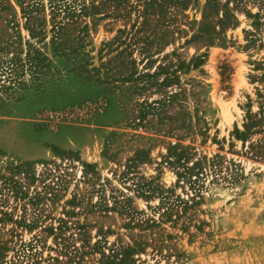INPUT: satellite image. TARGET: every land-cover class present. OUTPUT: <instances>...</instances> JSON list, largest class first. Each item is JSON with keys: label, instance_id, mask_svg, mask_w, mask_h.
Returning <instances> with one entry per match:
<instances>
[{"label": "rangeland", "instance_id": "1", "mask_svg": "<svg viewBox=\"0 0 264 264\" xmlns=\"http://www.w3.org/2000/svg\"><path fill=\"white\" fill-rule=\"evenodd\" d=\"M94 1L58 48L45 3L32 76L41 35L0 0V264H264L262 123L239 135L264 103L258 3Z\"/></svg>", "mask_w": 264, "mask_h": 264}, {"label": "trees", "instance_id": "2", "mask_svg": "<svg viewBox=\"0 0 264 264\" xmlns=\"http://www.w3.org/2000/svg\"><path fill=\"white\" fill-rule=\"evenodd\" d=\"M19 4L22 5L23 12L25 14L27 23V28L30 32L31 37H35L38 34L41 36L39 37L40 42L44 45L43 47H36L32 44V42L26 41L28 45V51L25 54V59L29 62V70L31 71L32 76L37 75L40 72L45 70V61L48 60V56L46 55L45 48L46 43L44 42L45 39V24L46 18L43 15L40 16V13L43 11L45 7V3L48 4V12L50 18V28L49 30L53 32L50 37L51 43L57 44V48L61 45L60 38H62V34L66 33L69 30L71 25L76 22L79 17L85 16L90 14L91 9L99 10L101 7L95 3L94 0H16ZM258 3L259 10L255 13H251L250 16L255 19V25H262L264 26V0H255ZM262 20V21H261ZM58 51H62L61 54H65L63 49ZM21 57L16 55L13 58H10L9 61H20ZM201 61V60H199ZM34 79V78H33ZM262 123L261 127L264 129V103H261L259 111L252 114L249 112L245 118L243 123V130L239 132L242 140L246 139V135L250 133L251 129L256 126V124ZM174 155L175 159L170 161V156ZM185 152L182 148L177 150V147H174L170 151L168 155V162L174 163L178 165V168L181 166L182 170H180L177 175L180 177H184L187 180H190V176L194 169L200 168L202 165V161L200 159H196L190 165L185 163ZM183 159V160H182ZM131 165H128L129 167ZM198 168V169H199ZM197 171V170H196ZM127 172L123 173L126 174ZM136 192L143 196L152 195L154 192L153 188H150L148 182L146 184L137 185ZM62 221V219H60ZM62 224L58 225V229L61 228ZM56 229V228H55ZM49 231L56 235L55 231H53V227H49ZM66 249V246H65ZM56 260V259H55Z\"/></svg>", "mask_w": 264, "mask_h": 264}]
</instances>
